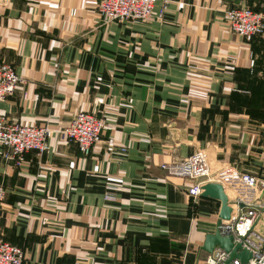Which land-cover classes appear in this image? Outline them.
Here are the masks:
<instances>
[{
    "label": "crops",
    "instance_id": "0c3cea01",
    "mask_svg": "<svg viewBox=\"0 0 264 264\" xmlns=\"http://www.w3.org/2000/svg\"><path fill=\"white\" fill-rule=\"evenodd\" d=\"M240 2L156 0L146 20L103 22L97 0L0 1V61L22 80L0 118L49 130L18 164L0 146V236L22 264H205L219 202L160 164L200 149L264 178V31L230 32ZM78 110L104 120L87 155L56 138ZM259 202L257 219L264 188Z\"/></svg>",
    "mask_w": 264,
    "mask_h": 264
},
{
    "label": "built area",
    "instance_id": "2783aa9c",
    "mask_svg": "<svg viewBox=\"0 0 264 264\" xmlns=\"http://www.w3.org/2000/svg\"><path fill=\"white\" fill-rule=\"evenodd\" d=\"M1 1V0H0ZM156 0H97L96 12L103 22L123 20H146ZM225 22L231 33L249 42L264 31V13L253 10L242 0L225 11ZM252 65V60L250 63ZM21 78L15 73L12 64L0 61V101L9 96ZM104 120L94 113L78 110L70 120L56 130L59 142L72 144L81 155H87L92 145L102 138ZM47 127L19 122H4L0 118L1 157L18 164L23 154H41L47 147ZM167 173L187 181L185 192L196 197L204 182L213 181L222 185L231 207L229 217L215 225L221 234L230 235L232 242H240L249 252L246 261L231 258L226 264H264V234L255 227L258 217L259 191L264 188V178L237 169L230 164L212 168L204 151L196 149L178 161L161 163ZM92 170H97L93 164ZM4 189L0 184V200ZM109 198L110 196H106ZM227 253L214 247L206 252L205 264H223ZM24 251L21 246L0 236V264H22Z\"/></svg>",
    "mask_w": 264,
    "mask_h": 264
},
{
    "label": "water",
    "instance_id": "95a60500",
    "mask_svg": "<svg viewBox=\"0 0 264 264\" xmlns=\"http://www.w3.org/2000/svg\"><path fill=\"white\" fill-rule=\"evenodd\" d=\"M200 195L210 197L219 202L215 225L219 224L221 219L229 217L231 207L220 183L213 181L204 182L201 185ZM214 247H219L227 253L223 264L228 263L231 258H237L241 262L246 261L250 256V252L240 242H232L231 236L221 234L217 227L204 235L200 246L205 252H210Z\"/></svg>",
    "mask_w": 264,
    "mask_h": 264
},
{
    "label": "rangeland",
    "instance_id": "374dc122",
    "mask_svg": "<svg viewBox=\"0 0 264 264\" xmlns=\"http://www.w3.org/2000/svg\"><path fill=\"white\" fill-rule=\"evenodd\" d=\"M257 220H258V223H260L261 221H264V210L260 213L259 218Z\"/></svg>",
    "mask_w": 264,
    "mask_h": 264
}]
</instances>
